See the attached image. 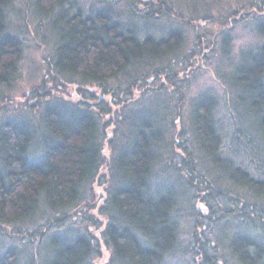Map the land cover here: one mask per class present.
Wrapping results in <instances>:
<instances>
[{
	"label": "trees",
	"instance_id": "trees-1",
	"mask_svg": "<svg viewBox=\"0 0 264 264\" xmlns=\"http://www.w3.org/2000/svg\"><path fill=\"white\" fill-rule=\"evenodd\" d=\"M16 1L0 0V87L4 92L18 74L25 44L21 32L30 25L21 29L11 24L10 9ZM22 1L17 14L27 19L30 7L33 19L41 25L46 19L45 31L53 35L54 56L46 65L55 92L46 89L45 83L30 88L28 95L37 101L21 104L23 118L14 117L8 109L0 126V226L12 228L0 229L4 238L0 264H31L17 243L46 234L51 236L50 264H97L104 251H108L104 264H167L179 242L180 204L187 203L183 188H190L198 198L204 187L200 177L208 179L203 170L210 167L228 182L222 188L208 179L204 189L209 192L201 200L209 204L217 195L224 197L232 206L221 216L239 214L250 224L233 231L228 263L232 258L233 264H264V132L259 134L264 128V44L242 55L243 63L229 86L245 106L249 121L243 126L238 113L232 114L233 130H237L232 144H225L227 122L219 115L215 95L193 101L191 129L182 121L174 137L170 136L174 119L166 113L149 108L129 114L126 108L155 92L176 97L186 87L185 78L193 68L186 61V73L177 67V60L183 64L179 62L183 32L172 29L152 35L133 19L167 16L184 21L177 0H149L148 11L142 14L137 13L141 0H92L88 8L83 0ZM64 78H70V85L79 91L85 83L98 82L107 103L100 99L95 105L79 93L76 99L57 95L66 90ZM9 95L0 99V111L7 102H15L14 95ZM106 98L118 107L111 121L110 159L103 145L110 123L100 120L102 112H111ZM178 139L181 158L174 149ZM223 146H228L229 154ZM245 149H251L252 155L247 153L246 158L254 168L237 158ZM104 165L108 178L101 173ZM181 167L189 176L183 182L186 186L173 177ZM95 184L104 190L99 216L90 214L84 201L86 195L96 199ZM242 189L247 193H241ZM240 203L241 209L237 208ZM201 218L199 213L193 225L198 246L199 241L207 245L202 230L212 227L210 222L211 227L201 223ZM256 226L257 233L250 231Z\"/></svg>",
	"mask_w": 264,
	"mask_h": 264
},
{
	"label": "rangeland",
	"instance_id": "rangeland-1",
	"mask_svg": "<svg viewBox=\"0 0 264 264\" xmlns=\"http://www.w3.org/2000/svg\"><path fill=\"white\" fill-rule=\"evenodd\" d=\"M83 6L88 8L90 3H94L92 0H83ZM175 3L178 5V11L185 17L184 21H180L179 18H169L163 16L158 20H150L146 18H133L134 23L138 25L141 29H146L152 35L158 31L173 32L172 29H177L183 32L184 41L182 42L181 56L179 62L183 63L182 66L177 67L181 72L186 73L187 66L193 68L188 73L189 76L185 78L186 87L183 92H177L176 97L167 93L161 92L151 94V96L142 97V101L135 105H130L126 108V112L129 114H136L143 109H156L159 112H164L171 117L173 123L170 131V136L178 137L180 132V123L183 121L186 128L191 129V115L193 109V101L201 95H215L219 101V115L224 116L225 122H227L226 127H224V138L225 144L228 145L232 142V134L237 130L234 128V118L232 114L238 113L239 121L245 126L248 124L246 118L245 106H243L238 98L230 91L232 80L234 78V71L242 64L241 57L249 52L256 51L258 47L264 44V0H177ZM10 9L11 13V24L14 28L21 29L28 23V29L21 32L24 36L25 44L22 57L20 59V70L18 69V74H16L15 80L10 88L6 87V94L2 87V94L0 93V99L4 96L14 95L15 102H7L5 106L1 107L0 111V126L8 117V109L12 110L14 117H22L21 113L24 114L21 104L28 100L29 102L35 103L37 100L32 94H29V89L32 87H40V83H45L46 89L53 90L55 88L51 83L52 73L50 69H47V61L50 60L49 56H54V50L52 49L51 36L47 31H45L46 19L43 24H38V19H33L30 14L28 7V17L25 19L23 16L17 14V11L21 12L22 9L19 3H23L22 0H17ZM142 4L137 7V13L142 14L148 11L146 4L149 0H141ZM98 6V4H96ZM18 7V8H15ZM173 21V22H172ZM180 21V22H178ZM12 33V32H11ZM164 35V34H163ZM174 53L171 57H175ZM180 58V57H179ZM48 59V60H47ZM186 61V62H185ZM186 64H185V63ZM234 69V70H233ZM236 69V70H235ZM184 74V73H183ZM234 74V75H233ZM68 82L65 85V91L57 92V95H63L68 99L78 98V93L84 95L90 102L95 105L103 100H106L103 95V89L100 88L98 82H88L81 88L82 90L70 85V78H64ZM60 82V81H59ZM61 83V82H60ZM183 82L181 84L184 85ZM230 86V87H229ZM82 87V86H81ZM175 91V90H174ZM9 95V96H10ZM24 96V97H23ZM25 98V99H24ZM24 99V100H23ZM107 99V98H106ZM23 100V101H22ZM111 106H109L111 112H102L101 122L110 123L107 125V134L105 135V140L103 145H105V152L109 155L107 159H110L112 153V147L109 143L110 139L113 137L114 127V108L117 106L112 105L110 99H107ZM175 104V110L174 109ZM29 105V103H27ZM181 116L179 118V113ZM27 113V112H26ZM45 115L44 113L42 114ZM227 118V119H226ZM170 121L169 118L166 119ZM229 120V121H228ZM169 123V122H168ZM260 129V128H259ZM264 132L263 126L259 130ZM189 134V133H185ZM181 138V136H180ZM184 139L182 142L184 143ZM232 144V143H231ZM181 145V140L178 139V143L175 145L176 155L181 158V149L178 147ZM223 149L227 152L228 146H223ZM227 149V150H226ZM251 149L241 150L242 155H238L240 163H246L254 168L252 161L247 160L246 154L252 155ZM180 152V153H179ZM227 154H229L227 152ZM199 158H203L202 154L199 152ZM250 159V158H249ZM185 160V159H184ZM207 164V163H206ZM176 169V175H173L175 180L181 181L183 185H187L185 178L189 176L187 170ZM209 180L213 179L222 188L226 186L228 180L220 179V174L217 173V168L208 170L204 169ZM106 178H108L109 172L106 165L102 167V172ZM191 173V170L190 172ZM195 174H192L191 178H194ZM204 181V187L208 179L200 177ZM208 180V181H209ZM95 191L97 193L96 199L91 200L90 196H85L84 201L87 204L89 213L94 216H99V208L104 202L103 197V187L94 185ZM200 192V197L194 198V194L190 193V188L187 190L183 188L184 198L186 201L181 202L180 210V226H179V242L170 251L167 258V264H233L235 263L232 258H230L228 263L227 254H230V241L234 232L237 229L250 228L249 221L240 216H221L226 209H229L232 205L227 202L226 198H219L217 195L215 200L211 203H207L206 200H201V197H205L208 194L204 189ZM206 188V187H205ZM209 190V189H208ZM196 192V190H195ZM207 192V193H206ZM241 193H247L246 190L241 191ZM182 200V199H181ZM255 200V198H254ZM200 201H204V205H200ZM96 204V205H95ZM200 212L198 211V205ZM213 205V206H210ZM96 206V208H95ZM230 206V207H229ZM216 211H215V209ZM237 208L241 209V203ZM239 209V210H240ZM202 216L201 223L212 224L209 229L205 228L202 230L205 234L206 244L204 245L199 241L200 246H198V241H196V231L194 230V221L197 216ZM104 223V218L101 217ZM212 218L213 221H212ZM87 220V219H86ZM87 223V222H85ZM84 223V224H85ZM12 229L9 225L0 226V229L5 231ZM253 231L258 232L259 226ZM93 231L95 229L92 227ZM234 231V232H233ZM5 236L4 233H1ZM16 237V236H14ZM50 234L43 236H37L33 241L30 239H21L17 244L19 249L23 251L26 255V260L31 258V264H50L51 263V253L52 248L50 244ZM0 241L4 242V238L0 236ZM204 247V248H202ZM206 249L207 252L204 253L203 250ZM229 250V253H227ZM230 257V256H229ZM108 258V251H104L102 257L97 258V264H104L105 260ZM24 260V257H23ZM216 261V263H215ZM233 262V263H232ZM120 264V263H119Z\"/></svg>",
	"mask_w": 264,
	"mask_h": 264
},
{
	"label": "flooded vegetation",
	"instance_id": "flooded-vegetation-1",
	"mask_svg": "<svg viewBox=\"0 0 264 264\" xmlns=\"http://www.w3.org/2000/svg\"><path fill=\"white\" fill-rule=\"evenodd\" d=\"M199 177H200V176H199ZM201 191H202V190L198 191V192H199V194H197L198 197H200V192H201ZM206 191L209 192V190H206ZM196 192H197V190H196ZM207 192H206V193H207ZM199 203H200L201 205L205 206V205H204V201H200ZM197 205H198V211L200 212L199 204H197Z\"/></svg>",
	"mask_w": 264,
	"mask_h": 264
}]
</instances>
